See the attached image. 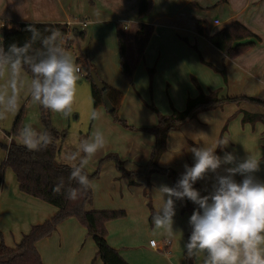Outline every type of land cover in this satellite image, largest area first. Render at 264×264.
<instances>
[{
	"label": "crops",
	"instance_id": "obj_1",
	"mask_svg": "<svg viewBox=\"0 0 264 264\" xmlns=\"http://www.w3.org/2000/svg\"><path fill=\"white\" fill-rule=\"evenodd\" d=\"M70 1L72 2L70 3ZM154 1V7L150 13L144 17H139L140 0H98L99 8L88 5L85 0H81V4L78 0H0V21L6 23L13 21L61 22L69 23L70 25L72 16L75 17L82 13L88 14V17L85 18L86 25L88 26L90 23L94 25L95 35L99 33L103 35L105 33V38L107 35L110 37L111 35L117 36L119 28H123L128 32V38L130 36L133 42L132 50L134 53L133 58H130L137 61V72L145 70L146 67H151L155 63L157 70L154 68L156 73L153 74H155L157 79L163 71V65L167 64L170 66L172 68L173 83V86L171 85L170 87V93L173 97L174 93H176V58L184 59L187 55L196 52L192 47L199 51L201 58L204 59L203 61L209 65H211L210 63L213 64V62H223L227 69L230 70L231 67L235 79L231 80V73L230 75L228 73L229 78L226 82L229 83V86L231 85L232 87V81L235 80L238 88L240 81L244 82L249 79L250 82H246L244 88L248 87L264 91V0H228L218 5L216 4L219 0ZM100 3L106 9L101 10L100 7L102 6ZM199 21L207 23L206 27L210 34L232 22L238 21L258 35L260 40L245 53L236 58H230L214 46L205 35L198 32ZM140 22L151 24L153 32L143 56L137 60L134 33ZM97 42L105 48L104 40L102 42L98 40ZM92 56L94 57L92 60L95 61L97 72L103 78L102 80L123 93L120 103L121 116L130 123L140 127L155 125L157 115L154 112L146 111L147 116L141 117L137 108L130 111L127 110L126 97L130 86L126 84V81H121L118 74L114 77L113 70L109 67L107 69L100 68L104 63L96 59L95 54H92ZM116 70L119 72L118 68ZM250 70L251 72L254 71L253 75ZM80 73H82V69ZM251 78H254L255 81H252ZM229 86L224 84V82L221 83L220 96H234L244 93V91L239 90L241 88H233L231 93ZM202 89L208 92L214 89V86L208 89L202 87ZM256 94L264 96L258 91ZM227 106H231L232 110L224 113L225 110L222 109V106L215 109L202 110L198 113L197 118L182 124L179 129L171 130L170 132L181 133L180 139L185 142V147L181 151L179 148L174 149V152H180L167 164L161 163L163 153L159 159L160 165L162 167H173L180 176L185 171L182 163L189 166L195 163L193 154L189 151L193 147L192 143L194 146H213L218 140L217 135L221 133L223 122L213 128L214 115L220 116L221 120H225L235 109L237 114L235 125L246 133V135H242L245 138L243 143H255V140H259L261 136V138H264V120L243 122L244 112L264 114V106L248 102ZM97 107L95 111L98 113V117L93 119L92 122V127L95 125V128L91 127L92 129L87 134L81 133L83 136L82 140L90 137L96 130L101 131L104 126L106 129L104 136L108 144L93 158L86 169L89 172H95L100 159L106 153L112 151L120 156L124 161L125 168L128 170L140 171L144 169L154 146V138L144 133L145 136L141 141H135L133 138H125L124 132V138L116 139L112 133L119 130L121 125L108 114L109 111L105 105ZM173 108L175 107H171V113ZM160 109L164 113H170L163 110V108ZM98 118L100 121L96 124L95 122ZM241 119L243 124L237 122ZM230 128L232 127L230 126ZM214 130H216L215 137L213 136ZM224 131L226 132L223 134ZM223 132L220 139L228 137L231 140L226 149V151L231 152L234 146L233 133L227 130V126L225 129L223 128ZM169 134L166 152L175 143L173 137ZM6 136L4 138L6 144L10 143L12 139L19 141V139L13 138L11 134ZM211 137L212 141L210 140ZM62 148L63 143L59 153H61ZM260 150L263 151V149ZM184 152L188 156L191 155V160L188 161L189 164L186 158H182ZM217 154L223 156L224 153L219 149ZM248 154L253 155V152ZM5 156L6 151L3 149L1 164ZM256 158L258 159V156ZM222 167H227V165H222ZM9 168H6V176L0 183V237L2 239L6 238L5 242L7 245L15 246L20 242L23 235L30 230L32 225L51 218L57 211V207L41 198L21 191L14 171ZM209 175H213V173H209ZM255 175L259 179L261 173L258 171ZM262 176L264 181V173H262ZM144 177L143 175H137L134 177V182H131L127 176H124L123 173L121 174L113 161H109L103 165L100 174L92 179L96 187L93 190V199L88 208L115 209L120 207V209L126 211L125 216L109 220L106 223L107 239L110 245L118 249L120 254L130 264H193V261L194 264H203V255L189 258L185 253L183 245L187 241L191 230L188 221L193 210L184 209L182 201H176V215L173 218V229L176 231L174 238H169L162 230H159L156 234L161 238V240L156 239L158 245L163 247L164 243L169 241V246L165 249L151 246L150 240L154 239L156 229L154 228L151 232L148 231L149 214L152 216L153 209L156 211L162 203L160 194L154 192V189L161 184L173 186V178L166 176L160 171H155ZM235 179L239 182L242 177L237 175ZM211 182L206 177L204 180L198 181L194 187L201 192V195H207L212 191ZM150 192L153 197L149 203V198L147 199L146 196H149ZM152 201L153 204L151 203ZM10 225H12L11 229L13 230L10 229L11 234L7 232L4 238L2 234L5 233L4 230ZM143 227H146V232H143ZM86 231L87 228L75 217L61 220L51 234L36 242V247L44 264H103L98 255L96 258L97 251L93 247L92 236L89 233L91 237L86 236ZM0 242L4 241L1 240Z\"/></svg>",
	"mask_w": 264,
	"mask_h": 264
},
{
	"label": "clouds",
	"instance_id": "obj_2",
	"mask_svg": "<svg viewBox=\"0 0 264 264\" xmlns=\"http://www.w3.org/2000/svg\"><path fill=\"white\" fill-rule=\"evenodd\" d=\"M31 35L23 44H12L7 52L0 48V70L7 69L9 76L0 87V119L19 108L20 89L23 85L21 73L25 65L31 71L28 95L32 102L53 113L68 117L72 114L76 100L80 67L60 42L58 29L47 30L50 35L42 36L35 25L27 29ZM39 42L41 47L33 49ZM98 113L91 112L96 119ZM175 143L163 154L161 163L167 164L184 147L181 133L170 132ZM49 132H38L26 125L19 132V143L29 151H40L52 143ZM230 139H218L213 146H193L189 151L195 163L185 165L174 186L161 184L154 189L160 194L161 206L152 215L156 230H162L174 238V216L176 201L187 199L196 208L189 218L191 233L183 247L187 257L204 256L203 264H264V181L255 175L260 171V160L248 154L238 158L234 152L226 151ZM106 139L102 131L96 130L87 139L81 140L76 151L65 159L72 169L69 181L77 187L64 189L63 178L54 186L53 192L64 190L66 199L77 201L89 190H95V183L89 179L87 165L105 148ZM179 148V152L174 149ZM223 156L217 154V149ZM79 159V163H74ZM222 165L223 174L218 172ZM209 173H216L212 191L207 195L194 185L204 180ZM242 179L237 182L235 177Z\"/></svg>",
	"mask_w": 264,
	"mask_h": 264
},
{
	"label": "trees",
	"instance_id": "obj_3",
	"mask_svg": "<svg viewBox=\"0 0 264 264\" xmlns=\"http://www.w3.org/2000/svg\"><path fill=\"white\" fill-rule=\"evenodd\" d=\"M227 1L228 0H219L216 5ZM153 6L154 0H140L138 8L139 17L148 15ZM8 24L10 27L4 29L3 37L0 40V48L5 52H7L10 45H23L30 38L31 33L27 30L30 25H35L42 36L50 35V31L47 30L58 29L61 34L60 42L62 46L69 47L71 45V40L66 39V36L68 37L70 32L69 23L13 21ZM206 25L207 23L205 21H199L198 32L205 35L214 46L221 50L225 56L230 58H236L245 53L254 47L260 40L258 35L238 21L232 22L212 34L209 33ZM152 32L153 26L151 24L146 22H140L138 24L134 33L137 60L143 56ZM80 34L82 35V32L77 33V35ZM117 37L120 68L122 73L131 80L137 66V61L132 60L128 55V32L123 28H119ZM64 39L67 41V44L64 43ZM40 47L41 45L39 42L33 44V49H39ZM23 69L32 76L27 65H25ZM85 69L87 78L92 83V99L94 106L97 107L104 104V94L106 93L114 107V109L109 112L113 114L117 113L123 93L105 82V90H100L94 84L91 77V72L95 69L94 64L86 61ZM150 73L153 75L154 68L150 69ZM222 73L225 81H227L225 71L222 70ZM197 87L199 89V94L194 97H188L184 109L179 110L173 108L171 114H159L158 124L150 129L155 136L156 142L151 157L142 171L128 170L125 168L124 162L115 153L107 154L101 161L103 162V160L108 158L114 159L119 170L124 176H127L131 182H134V177L137 175L143 174L144 176H149L155 171L168 173L173 178L174 186L180 177L178 173L173 168L162 167L159 164V159L167 148L168 134L171 130L179 129L182 124L195 118L202 110L217 108L223 106V104L227 102H235L237 104L248 102L264 106V98L258 96L247 94L220 96L219 89L207 92L203 90L199 84H197ZM115 118L122 121L118 116ZM19 120L20 115L16 119L14 128L15 133H17L16 128ZM257 120H264V114L244 112L243 122H256ZM41 121L43 124V132H49L53 138L52 143L48 145L47 148L40 151H29L14 139L8 144L0 142V146L6 151V156L0 167V183L6 168L10 167L16 175L21 191L55 205L57 211L51 218L44 222L32 225L30 230L23 235L20 242L15 246H9L4 242H0V264H44L41 254L36 247V242L51 234L55 230L57 224L68 217H76L87 228L88 233L93 237L96 243L97 255L101 258L103 264H130L120 254L118 249L110 245L107 239V221L125 216L126 211L124 209L88 208V205L93 199V190H89L77 201L66 199L64 190H62L60 194H55L53 192L54 186L61 178H63L64 189L77 187V185L75 181H69L72 170L69 164L59 162L57 158L67 133L59 130L52 124L51 112L44 108H42L41 111ZM225 128L226 126L224 129ZM99 168L93 173L86 169L90 180L98 175ZM182 202L184 209L194 210L196 208V205L187 199ZM151 209H153V207H151ZM154 213L155 211L153 209L152 215ZM190 233L191 230L189 235Z\"/></svg>",
	"mask_w": 264,
	"mask_h": 264
},
{
	"label": "rangeland",
	"instance_id": "obj_4",
	"mask_svg": "<svg viewBox=\"0 0 264 264\" xmlns=\"http://www.w3.org/2000/svg\"><path fill=\"white\" fill-rule=\"evenodd\" d=\"M78 1L81 4V0H78ZM85 1L87 2L88 5L96 6L99 8L98 0H92V1L85 0ZM71 2L72 1H70V3ZM100 5L102 6V7H100L101 10L106 9V7H104L101 3H100ZM86 17H88V14L85 15L84 13L79 14L75 17L72 16V22L70 23V32L68 34L69 38L66 36V39L71 40V45L69 47H64L65 50L68 51L72 55V57L74 58L77 65L82 69V73H80L81 79L78 81L76 100H75V103L73 105L72 114L68 117H65L62 114L53 113L50 111L52 124H54V126L56 128H58L59 130L65 131L67 133L66 138L63 142L62 151H61V153H58V155H57L59 162L68 163L66 161L65 157L67 154H71V153L76 151V148H77L78 144L80 143V141L82 140V137H83L81 133L87 134L90 129L95 128V125L92 127L93 119L91 118V112L94 110H97L98 107H95L93 104L92 83L87 78V75H86L87 72L85 69V63H86V61H89V62L94 64V67H95L94 71L97 72V69L95 66V61L92 60V59H94L92 54H95L96 55L95 58L98 60H101V62L104 63L100 66V68L107 69V67H109L111 70H113L114 77H116V74H118L121 81H126V84L128 86H130V89L127 92V97H126L127 110L130 111L131 109L137 108L138 111L140 112L141 117L147 116L145 113L146 111H150L151 113L154 112V114L157 115V122L155 125L150 126V127H140V126H137L135 124L130 123L128 120H126L124 117H122L120 114V106H119L117 113H114V114L110 113V112L108 113L110 116H112V118L115 121H117L121 125L119 127V130L113 131V133H112V135L116 139H121V137L124 138V132H125V135H126L125 138H127V139L133 138L135 141H141L145 136L144 133H147V135H149L151 138H154V145H155V142H156L155 136L150 129L158 124L159 114H164V115L170 114L171 110H172L171 109L172 106H174L175 108H177L179 110H182L185 107L187 98L189 96L194 97V96L198 95L199 89L197 87V84L201 85L204 89L212 88V86H214V89H212V90L220 89L221 83H223V82H224V84H226V85L228 84V86H229V83L225 81L224 75L222 73V70H225V68H226L225 73L227 76V81L229 78L228 73H229V75L231 73V75H230L231 80L235 79V76H233V71H232L231 67H230V70L227 69L226 65H224L223 62H213V64L210 63L211 65H209L207 62L203 61L204 59L201 58L199 51H197V49L192 47L193 50L196 52H194L191 55H187L184 59H182V58L177 59L176 58V93H174V97L170 93V87H171V85L173 86L172 68L170 66H168L167 64L163 65V71L160 73V76L157 79L155 78V74L152 75L150 73V70H149V68H152V67L157 70V66L154 63L153 65H151V67H146L145 70L143 69V70H139L137 72V70L135 69L136 71H135L132 79L129 80L122 73L121 68H120L118 37L113 36V35H111V37H110L109 35H107V37L105 38L104 37L105 33L103 35H101V33L95 35L94 25L92 23L88 24V26L87 25L84 26L81 23V21L86 20L85 19ZM77 31L82 32V35L81 34L77 35L76 34ZM2 37H3V30L0 29V38L2 39ZM130 38L131 37L129 36V38H128V50H129V52L128 53H129L130 57L133 58V54H134L133 50H132L133 42ZM98 40H100L101 42L104 40L105 48L102 47L100 44H98V42H97ZM105 53H106V56H105ZM215 59H217V58H215ZM114 67H116V69L118 68L119 72L116 69H114ZM250 72H251V70H250ZM154 73H156V71H154ZM251 73L253 75L254 71ZM97 74L99 75L98 72H97ZM8 76H9V73H8L7 69L0 70V87H2L5 84L6 80L8 79ZM100 78L103 79L101 76H100ZM30 79H31V75H29L23 69L22 73H21V80L23 81V85L20 89L19 108L15 112L7 113L3 119H0V142L5 143L4 138L9 133L12 135L13 138L18 140L20 130L23 129L26 125L32 126L38 132H43V124L41 121L42 107L35 104L34 102H32L30 96L28 95V91H27L28 83H29ZM251 80L255 81L254 78H251ZM219 82H221V83L219 84ZM246 82H250V80L248 79L247 81H244V82L240 81L239 82L238 88H241L239 90L244 91V93H246L247 95L256 96L257 91L259 93H261L262 95H264L263 90L261 91L259 89H251L248 87L244 88ZM228 88H229L230 92L232 93L233 88H237L236 81L235 80L232 81V87L230 85ZM252 92H254V93H252ZM228 93H229V91H228ZM221 96H226V95H221ZM230 96H232V95H230ZM257 96L264 98V96H261V95H257ZM226 104L230 105V104H237V103L227 102V103L223 104L222 109L225 110L224 113L232 110V107L227 106ZM101 105L103 106L104 104H101ZM160 108H163V110H166L167 112H170V113H164V112H162V110ZM213 109H215V108H213ZM235 111H236V109L225 120H221L220 116L217 117L216 115H214V117H213V122H214L213 128L216 127V125L223 122V125L221 127L222 128L221 133H220V135L219 134L217 135L218 139H220L221 134L223 132V128L225 126H227L228 131H231L233 133L232 139H233L234 146H233V149H231V152H234L238 158L242 159V158L246 157L247 154L250 152H253V156H255V157L258 156V159L260 160V171L259 172L261 173V175L259 176V179L263 181L262 173H264V138H261L262 137L261 136L259 138V140H257V139L255 140V143L246 142L244 144L243 141L245 140V138L242 137V135H246V133H244L243 129L240 130L239 127H236L235 121L237 119L236 118L237 114ZM19 115H20V120H19V122L17 124V128H16L17 133H15L14 132L15 123H16V119ZM116 116L121 118L122 121L117 120L115 118ZM197 117H198V115L195 118H197ZM99 121H100V119L98 118L95 123L97 124ZM237 122H240V124H243L242 119L240 121H237ZM230 126L232 128H230ZM101 131L103 132V134L106 132V129L104 126L102 127ZM225 132L226 131H224L223 134ZM213 133H214L213 136L215 137L216 130H214ZM212 137L210 138L211 141H212ZM107 144L108 143L106 142V145ZM192 146H194L193 143H192ZM153 148H154V146H153ZM153 148H152V150H153ZM260 149H263V151ZM152 150H151V154H152ZM166 150H167V148H166ZM166 150H165V152H166ZM217 150H219V148ZM259 151H260V153L258 154ZM2 153H3V148L0 146V162L2 159L1 158ZM109 153L117 154L114 151L108 152L102 158H104ZM151 154H150V157H151ZM150 157H149V159H150ZM102 158L100 159V161L97 165V168H96V169H98L100 167L98 175L100 174V171L102 170L103 165L109 161H113L116 165V168L119 170L117 163L114 159L108 158V159L103 160V162H102L101 161ZM119 158H120V156H119ZM182 158H186L187 163H188V161L191 160V155L188 156L187 153L184 152L182 155ZM74 163L78 164L79 159H77ZM147 163H148V161H147ZM0 165H1V163H0ZM185 165H186L185 163H182V167H184ZM224 168L225 167L221 166V168L218 169V172L220 174H223ZM9 169H11V168H9ZM183 170H184V168H183ZM6 173H7V171H6ZM161 173L170 177V175L168 173H165V172H161ZM121 174H122V172H121ZM5 176H6V174L4 173L2 179H4ZM208 176H210V178L212 179V182H211V179L208 178ZM208 176H207V180H210L211 185H212L214 183V178L216 176V173H213V175L208 174ZM143 177H144V175H143ZM149 181H151V180H149ZM172 182H173V180H172ZM152 197H153V195L151 192L149 193V196H146L147 199L149 198L148 199L149 202L152 199ZM148 201H147V203H148ZM151 203L153 204V201ZM115 209H120V207H116ZM149 211H150V209H149ZM150 216H151V214H149V223L147 224V228H148L149 232L153 231V229H154L152 220L150 219ZM11 228H12V225H10L9 227H7L4 230L5 233L2 234V235H4V238L7 235V232L9 234H11L9 231ZM11 230H13V229H11ZM143 232H146V227H143ZM158 232H159V230H156L154 232V240H156V239L161 240V238H159L158 235H156ZM86 236L91 237L87 231H86ZM1 240H3L4 243L6 244V242H5L6 238L2 239V237H0V241ZM91 241L93 243V247H94L95 251H97V247H96V244H95L93 237H91ZM97 257L98 256H97V252H96V258ZM99 259H101V258L99 257ZM94 262H95V260H94ZM193 264H194V261H193Z\"/></svg>",
	"mask_w": 264,
	"mask_h": 264
},
{
	"label": "water",
	"instance_id": "obj_5",
	"mask_svg": "<svg viewBox=\"0 0 264 264\" xmlns=\"http://www.w3.org/2000/svg\"><path fill=\"white\" fill-rule=\"evenodd\" d=\"M91 77L94 82V84L100 89L105 90L106 85L104 81L99 77V75L96 73V71L91 72ZM104 105L106 106L108 111H112L114 109L110 99L108 98L107 94H104ZM193 213V212H192Z\"/></svg>",
	"mask_w": 264,
	"mask_h": 264
},
{
	"label": "built area",
	"instance_id": "obj_6",
	"mask_svg": "<svg viewBox=\"0 0 264 264\" xmlns=\"http://www.w3.org/2000/svg\"><path fill=\"white\" fill-rule=\"evenodd\" d=\"M81 23H82L84 26L87 24L86 21H81ZM6 27H10V25H9L8 23L4 22V21H0V29H2V30L4 31V29H5ZM0 40H1V38H0ZM64 43L67 44V41H66L65 39H64ZM80 70H81V68H80ZM80 72H81V71H80ZM150 244H151V246L156 247V248H158V249H161V248H164V249H165L167 246H169L170 242H169V241H166V242L164 243V246L161 247L160 245L157 244V241H156V240L151 239V240H150Z\"/></svg>",
	"mask_w": 264,
	"mask_h": 264
}]
</instances>
